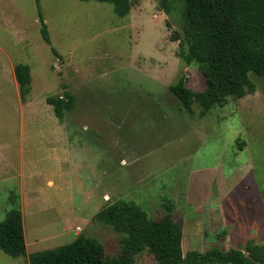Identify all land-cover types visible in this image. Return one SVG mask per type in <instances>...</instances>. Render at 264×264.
Wrapping results in <instances>:
<instances>
[{
    "label": "rangeland",
    "instance_id": "rangeland-1",
    "mask_svg": "<svg viewBox=\"0 0 264 264\" xmlns=\"http://www.w3.org/2000/svg\"><path fill=\"white\" fill-rule=\"evenodd\" d=\"M162 1L131 0L119 17L95 0H0V222L18 193L26 245L20 257L0 250V264H29L78 234L117 255L119 234L95 214L119 199L153 219L170 211L183 253L264 245V77L251 72L253 92L189 113L169 86L182 75L200 91L204 77L172 39L181 0L169 13ZM17 63L30 66L24 102ZM64 91L75 104L59 120L46 97ZM135 264L155 262L145 250Z\"/></svg>",
    "mask_w": 264,
    "mask_h": 264
},
{
    "label": "trees",
    "instance_id": "trees-1",
    "mask_svg": "<svg viewBox=\"0 0 264 264\" xmlns=\"http://www.w3.org/2000/svg\"><path fill=\"white\" fill-rule=\"evenodd\" d=\"M95 1L112 4L119 17L130 12L131 0ZM36 3L39 7V0ZM162 5L167 13L173 8L169 0H163ZM180 12L181 30L172 37L179 40L177 55L187 65L195 63L205 82L203 90L194 91L179 75L169 86L183 107L192 114L195 102L199 115L204 116L213 107L226 104L229 97L236 99L253 92L255 84L249 73L264 77V0H181ZM38 15L42 38L50 44L40 10ZM13 73L24 102L31 89L30 66L17 63ZM46 103L62 120L65 111L73 109L75 96L64 91L47 96ZM8 200L12 207L0 222V250L13 257L25 256L19 194L11 192ZM95 219L119 234L117 255L108 256L96 237L78 234L70 243L31 253L29 264H135L145 250L155 264H264V245L253 241L244 249L213 245L202 252L183 253L182 226L172 219L170 211L161 219H153L138 204L119 199L104 205Z\"/></svg>",
    "mask_w": 264,
    "mask_h": 264
},
{
    "label": "crops",
    "instance_id": "crops-1",
    "mask_svg": "<svg viewBox=\"0 0 264 264\" xmlns=\"http://www.w3.org/2000/svg\"><path fill=\"white\" fill-rule=\"evenodd\" d=\"M49 184H52V182L49 180V182H48Z\"/></svg>",
    "mask_w": 264,
    "mask_h": 264
}]
</instances>
